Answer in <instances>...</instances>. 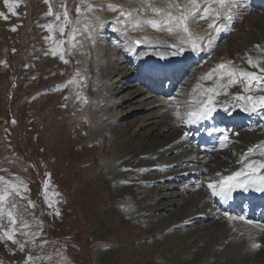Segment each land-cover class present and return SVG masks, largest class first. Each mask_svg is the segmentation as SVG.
Masks as SVG:
<instances>
[{"label": "bare ground", "instance_id": "bare-ground-1", "mask_svg": "<svg viewBox=\"0 0 264 264\" xmlns=\"http://www.w3.org/2000/svg\"><path fill=\"white\" fill-rule=\"evenodd\" d=\"M96 1L105 3L100 11V20L89 26V31L95 30L93 33L96 34L95 42L92 39L81 41L88 50L87 67L91 74V86L86 93L85 109L87 114L91 112V116H94L90 122L92 130L90 140L94 141V136L102 138L96 156L110 155L107 159L110 163L106 162L105 165L110 167L111 176L119 187L129 191L139 177L140 184L150 195L139 205L127 208L124 212L125 222L122 223L123 231L128 234L135 233V230L144 232L142 229L147 226L150 215L162 213L161 211L170 213L177 209L172 216H164L166 221L163 223L160 221L161 224L153 226L150 229L153 231L149 230L146 236H161L159 242L165 243L164 245L171 244L166 246L174 250L183 248L190 256L194 251H202L200 255L203 258L207 254L212 259L216 257L213 260L214 264H260L261 257L264 256V232L256 225H264V216L263 219L256 217L252 223L229 219L218 208L216 197L211 195L207 184L240 170L244 163L264 160V157L258 154L259 149L254 154L247 153L250 147L264 145V109L244 112L239 108H229L225 111L223 107L218 106L216 110L218 121L215 124L222 126L221 128L226 131L224 136H227L228 140L227 146H222L220 138L219 149L213 154H201L197 151L192 140L194 129L185 121L189 102L199 95V91L194 94L192 89L197 84L201 87H214L215 78L202 81L200 77L215 69L217 64L230 60L234 68L258 72L247 63L248 57H251L253 60L262 61L261 66H264V0H244L247 7L235 10L232 26L222 35L215 36L208 28V24L212 22L211 16L190 23L189 30L194 35L205 39L210 35L215 37L212 46L202 48L198 52H193L190 46H184L182 51L170 47L179 45L183 37L181 32L157 31L147 25L135 31L129 28L126 32L120 30L117 25V30L114 31L112 24L118 17V11H110L107 7L111 4L128 12L140 9L147 11L150 10L149 5L168 9L170 4L175 3L184 6L188 0H120L117 3L113 0ZM127 2H131L130 7L126 5ZM198 2L203 7V0ZM145 11L140 13L142 17L137 18L161 19L154 14L146 17ZM173 13L177 14L175 9ZM68 15L70 20H74L71 10L68 11ZM239 18H242L239 27L234 31V35L226 40ZM79 21L74 22L75 26ZM143 39H146L147 43L139 46L132 43ZM255 44L260 48H255ZM157 51H167L169 54L162 59L156 54ZM112 66L115 68H111ZM159 67L162 69L172 67L174 80L171 93L166 92L165 80L152 82L147 76L148 72L155 74ZM114 75L116 79L112 82ZM123 92L127 95L123 96ZM228 92L230 95L243 94L240 85L229 88ZM144 99L152 100L146 103ZM217 99L225 100L228 97L221 96ZM122 100L126 103L133 101L132 103H136L134 108L140 106L147 111L143 119L133 122L130 130L124 129L122 127L124 122L118 119L126 114V111L120 113L118 111L128 106ZM131 111L127 110L129 114L135 112ZM233 111H236L238 116L229 122L227 118ZM142 113L145 115V111ZM118 114L121 115L117 116ZM152 124L153 126L148 128ZM211 126L209 122L202 125L204 129ZM141 130L144 131L139 133ZM136 137L137 143L134 145ZM119 145L122 146V150H119ZM246 154L248 159L244 160ZM92 183L98 190V185ZM172 206H175L173 210ZM81 208L85 206L82 205ZM105 214L111 218L107 211H102L100 216H104L105 219ZM240 216L245 217V211L241 214L238 210L237 217ZM112 227L115 229V225ZM168 227L171 228L166 230ZM159 242L153 241L152 244L156 245ZM253 243L259 244L260 248L252 250ZM100 244L99 250L97 248L98 254L108 249L115 258L117 257L119 250L116 249V245L108 247L107 244ZM154 244L150 247L153 248ZM220 247L222 251H218ZM160 258L159 262H163L162 257Z\"/></svg>", "mask_w": 264, "mask_h": 264}, {"label": "rangeland", "instance_id": "rangeland-1", "mask_svg": "<svg viewBox=\"0 0 264 264\" xmlns=\"http://www.w3.org/2000/svg\"><path fill=\"white\" fill-rule=\"evenodd\" d=\"M119 1L113 0L114 3ZM9 2L17 4L14 9L17 15H12L4 0H0V13L7 17L0 18V177L4 182L16 185L23 182L22 186L27 190L23 191L24 199L15 195L10 197L17 207L13 209L10 204L5 206V215L0 220L3 226L0 235L3 230L12 227L7 219L8 211H12L17 218V229L40 234L33 240L17 233L16 240L24 242L28 239L24 251H20L19 246L11 241H0V264H24L29 255L37 258L34 264H214L216 257L212 259L207 254L203 258L200 255L202 251H194L190 256L183 248L174 250L166 246L168 243L164 245L159 242L161 236H146L153 226L166 221L164 216L175 214L177 209H173L176 205L172 206L170 213L161 211L150 215L147 226L142 229L144 232L135 230V233L128 234L123 231L124 212L150 195L140 184L139 177L129 191L119 187L111 176L110 167L105 165L110 155L96 156L102 138L94 136L93 141L89 136L92 132L90 122L94 116H91V112L87 114L85 98L87 100L86 93L91 86V74L87 67L88 50L81 41H91L88 38L91 31L89 26L100 20L105 1L49 0L48 4L44 0ZM49 6L53 11L52 16L46 15ZM89 6L93 11L87 10ZM78 7L80 14L77 13ZM65 9L71 10L74 20L65 26L61 34L58 25L63 21ZM56 13L61 14L59 21ZM149 14H153L151 10L145 11L146 17ZM119 19L124 20V17ZM241 19L226 40L234 35ZM78 21L75 26L74 22ZM49 23L53 25L51 32L42 27ZM14 26L16 30L11 31ZM72 27H78L79 31L75 34L76 40L69 44ZM61 40L64 43L58 44ZM54 51L56 55H53ZM115 79L114 75L111 81ZM124 95L127 93L123 92ZM144 100L148 103L152 99ZM123 102L128 106L118 113L126 111V114L118 119L125 123L122 124L124 129L130 130L133 122L143 119L147 111L140 106L134 108L136 103L133 101L130 102L132 104ZM127 110L132 113L129 114ZM137 138H134V145ZM119 150H122L121 145ZM92 182L98 185V190ZM4 186L0 182V189ZM29 201L35 206L30 207ZM82 205L85 208L82 209ZM102 211H107L111 218L106 214L105 219L100 216ZM57 212L59 215H56ZM105 221L111 227L115 225V229L106 225ZM24 224H27L26 228ZM153 241L159 244L153 243L154 247L151 248ZM100 243L108 247L116 245L119 250L117 257L108 249L98 254ZM222 250L221 247L218 249ZM160 257L163 262H159ZM261 258L260 264H264V256Z\"/></svg>", "mask_w": 264, "mask_h": 264}, {"label": "snow or ice", "instance_id": "snow-or-ice-1", "mask_svg": "<svg viewBox=\"0 0 264 264\" xmlns=\"http://www.w3.org/2000/svg\"><path fill=\"white\" fill-rule=\"evenodd\" d=\"M46 4L49 0H44ZM6 7L12 15H17L14 9L17 7L16 3H10L9 0H4ZM108 9L110 11H118V17L116 21L112 24L113 30H117V25H119L120 30L126 32L129 28L133 31L140 29L142 26L147 25L157 31H167L169 33L181 32L183 37L179 45H172L170 47L175 48L176 51H182L184 46H190L193 52H198L202 48L210 47L213 45L215 37L210 35L205 39L204 37H199L194 35L189 30V24L195 22L196 20H202L208 17H212V22L208 24V28L212 30L215 36L226 32L232 26V21L234 19L235 10L240 7H247L244 0H203V7L198 0H188V3L181 6L179 3L170 4L168 9H161L149 5L151 12L156 17H161V19H139L137 18L141 12L145 9L134 10L132 12L125 11L123 9H118V6L109 4ZM173 9L177 14L173 13ZM88 11H93L91 6L88 7ZM77 13L80 14L79 7L77 8ZM199 13V15H197ZM48 16L53 15L51 6L48 8L46 13ZM56 19L60 20V13H56ZM119 17H124V20H120ZM0 18L7 19L2 13H0ZM98 19V18H97ZM71 20L68 15V11L65 9L63 12V21L58 25L61 34L65 31V26L70 25ZM46 28L49 32L53 30V25L51 23L42 26ZM103 27V24L100 26ZM15 31L16 27L10 29ZM79 31L78 28L72 27L69 33L68 43L72 44L76 40V33ZM95 30L93 29L89 33V39L95 42L96 34H93ZM199 41V43H198ZM64 41H59V44H63ZM132 43L139 46L142 43H147L146 39L135 40ZM260 48L259 45H256ZM15 51V50H13ZM162 59L169 53L167 51H157L156 53ZM174 54V53H173ZM53 55H56L55 51ZM61 60L64 59L61 55ZM67 62V61H64ZM247 63L250 67L256 68L258 72H249L243 69H237L232 67V61L221 62L216 65V68L211 72L206 73L200 77V80L206 81L215 78L214 87H201L197 84L193 89L192 93H197L199 95L192 101L189 102V110L187 111L186 123L194 124L198 123L200 120L211 118L213 113L217 110L218 106L223 107L225 111L229 108H239L244 112H256L258 110L264 109V94L252 95L254 92L264 93V66H261L262 61L253 60L248 57ZM260 73V74H258ZM226 81V82H225ZM73 81H69L72 83ZM240 85L243 94L230 95L228 89ZM228 97V99L220 100L218 97ZM85 102H87L85 98ZM178 115V113H177ZM15 123V121H13ZM227 136L221 137V145L227 146ZM257 149H259V155L264 157V145L257 146V148L250 147L248 149V154H254ZM248 154L245 155L244 160L248 159ZM264 160L252 161L250 163H244L243 167L232 172L230 175L221 176L218 181L210 182L207 184V188L211 191L213 197H218L221 199L229 198L234 191L241 190L244 192L255 191L264 194ZM50 175V174H46ZM219 175V174H218ZM0 182L4 183V187L0 189V220L3 219L5 215V206L11 205V208L15 209L17 204L15 200L10 199L13 195L24 199L23 191H26V187H23V182L21 185H16L10 182H4L3 178L0 177ZM46 187V185H44ZM47 202V201H46ZM29 206L34 207L29 201ZM229 219H239L243 220L245 223H252L246 217H234L229 213H224ZM8 222L12 227L3 230L2 235H0V241L8 240L13 244L19 246L20 251H24L28 239L24 242H20L15 239L17 233L25 236L26 238L35 239L39 236V232L29 233L17 229L15 225L17 224V218L13 215L12 211L6 213ZM59 215V212L56 213ZM3 226L0 225V228ZM27 227V224H24ZM261 232H264V225H256ZM252 250L260 248V245L253 243L251 245ZM37 258L32 256H27L24 264H34Z\"/></svg>", "mask_w": 264, "mask_h": 264}]
</instances>
